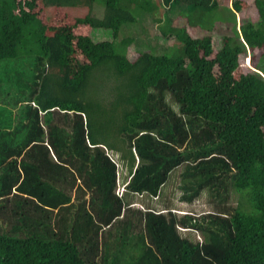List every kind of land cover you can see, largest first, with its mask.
Wrapping results in <instances>:
<instances>
[{
  "label": "trees",
  "instance_id": "trees-1",
  "mask_svg": "<svg viewBox=\"0 0 264 264\" xmlns=\"http://www.w3.org/2000/svg\"><path fill=\"white\" fill-rule=\"evenodd\" d=\"M219 2L0 0V224L10 225L0 229V264H131L114 261L136 223L122 218L134 210L124 207L128 194L155 195L179 164L182 198L204 182L219 189L224 179L227 195L198 214L135 209L137 264H264V77L257 67L264 0ZM174 4L185 23H170ZM249 5L255 17L239 15L236 23ZM142 10L161 11L152 18L177 43L128 54L132 37H118L120 26ZM213 19L230 24L216 47ZM94 27L111 37L93 40ZM195 27L204 31L189 33ZM241 53L253 55V65L244 69ZM165 88L181 112L212 123V145L179 150L181 115L166 108V125L151 115ZM112 157L129 176L121 194ZM30 205L47 214L48 225L39 227L47 238L22 232Z\"/></svg>",
  "mask_w": 264,
  "mask_h": 264
},
{
  "label": "rangeland",
  "instance_id": "rangeland-1",
  "mask_svg": "<svg viewBox=\"0 0 264 264\" xmlns=\"http://www.w3.org/2000/svg\"><path fill=\"white\" fill-rule=\"evenodd\" d=\"M220 1L217 6L220 7V5H227L229 6L231 4V0H217ZM96 2V1H95ZM96 13H101L102 7L101 4L94 3L93 5ZM180 8L177 4H174L171 8L168 9L167 15L171 19V24H182L183 21L185 23L186 20H181V16L179 13ZM99 13V14H100ZM161 11H158V13L151 15L147 11L142 10L140 12V16L138 18V21L135 23H125L120 26L122 27L121 33L118 37H123L124 35H131L132 40L128 47V54H131L135 49H142L147 50L151 52H163L167 49H169L170 45H175L177 43L175 37L173 34L169 31L166 33L165 36L160 34V31L158 29V21L152 17H159L161 16ZM250 16L251 18H254L256 15L255 9L252 7V5H249L245 9H242L241 11L236 13V23L239 21L238 16ZM164 16L162 17V19ZM209 19V15L202 18V22H207ZM214 20V19H213ZM161 21V20H160ZM204 30L195 27L190 30L189 33L193 35L201 34ZM211 35H212V43L213 46L216 47V43L218 42L220 33H230V24L224 20H214L213 24L211 25ZM90 36L93 40H99V39H105L110 38V30L104 29V28H90L89 29ZM162 35V36H161ZM118 39V38H117ZM254 51L256 48L253 49ZM252 50V51H253ZM249 52V51H248ZM251 52V51H250ZM255 55V54H254ZM247 54H239L238 55V61L241 64V66L246 69L249 65H253V62H255L254 56ZM257 67L259 68V72L262 73L264 77V59H261L258 61ZM157 95V103L159 104V107H155L151 109V115H156L160 121L164 125H166V121L170 122V119L167 118V109H170V111H173L176 114L181 115L180 121L177 122L179 126H181L185 132V138L182 141V146H179V150L185 149H194L198 146H204V145H212L214 138V132L215 127L212 126V123L206 122L203 119H201L198 116H195L190 113L181 112L180 105L176 101L175 97L172 96L168 89H162L160 92L156 93ZM160 96V97H159ZM155 105V104H152ZM167 108V109H166ZM178 134V133H176ZM115 155V154H114ZM54 162H57V157L55 158L54 155H51ZM112 160L115 161L116 169H115V175H116V188L118 194L123 193L122 185L119 187L120 183H122L123 179H129V176L126 175V165L124 163L120 164L115 160V157H112ZM182 166L181 164L173 167L168 175V178L162 183L161 187L159 188L158 193H156L153 196H149L148 194L144 192H138V193H129L128 198H130L131 204L133 205L131 208H133L132 215L124 214L123 219H134L135 224L131 226V229L128 230L126 236L124 239H126V242L122 243L124 249H126V253L123 254V256H117L114 261L119 262L121 261L122 257L124 260L130 261L131 264H137V239L141 236L137 234L138 227L137 226V213L135 212V209H139L138 212L141 210H144L147 207L154 208L157 210H162V207L168 206V208L172 211H175L178 214H182L187 211L199 213L208 211L209 209H213L216 206L219 205L220 196L227 195V191L230 187V182L228 179L223 180V184L219 189L216 188L214 185H207L206 182H204L200 187L198 193L191 199L186 200L181 197V189L179 187L180 185V170ZM21 176L23 175V171L20 172ZM52 173V172H51ZM217 179H219V176H215ZM31 178V177H30ZM34 178V177H32ZM213 179V180H217ZM231 195V194H230ZM234 199V198H233ZM225 200V199H224ZM229 200V199H228ZM24 206V205H23ZM30 212L28 216H25L21 220V229L24 234H31V235H38L42 238H47L48 235L44 234L42 235L39 232V227L47 226L48 222L44 218L47 214L43 211H40L39 208H37L34 205H30ZM1 217V216H0ZM119 219V218H117ZM129 222L125 221L123 227L127 226ZM112 225V222L110 226ZM105 225H102L99 228V231L101 232L102 236L106 233L107 228L102 229ZM10 225H7V223L1 222L0 229L9 230ZM48 228V227H46ZM119 226L111 227L110 231H115L116 229H119ZM24 231H27L28 233H25ZM140 231V230H139ZM132 244H134L135 248L131 249ZM111 248V246H110ZM99 258V256H98Z\"/></svg>",
  "mask_w": 264,
  "mask_h": 264
},
{
  "label": "crops",
  "instance_id": "crops-1",
  "mask_svg": "<svg viewBox=\"0 0 264 264\" xmlns=\"http://www.w3.org/2000/svg\"><path fill=\"white\" fill-rule=\"evenodd\" d=\"M126 206H130V207H132L133 205H124V207H126ZM120 216H121V215H118L116 218H118V217H120ZM114 219H115V218H113V220H114ZM113 220H112V222H113ZM110 224H111V223H110ZM110 224H109V225H110ZM109 225L106 224L104 227H102V229H104V228L106 229Z\"/></svg>",
  "mask_w": 264,
  "mask_h": 264
},
{
  "label": "clouds",
  "instance_id": "clouds-1",
  "mask_svg": "<svg viewBox=\"0 0 264 264\" xmlns=\"http://www.w3.org/2000/svg\"><path fill=\"white\" fill-rule=\"evenodd\" d=\"M123 184V182L122 183H120V185H118L119 187L121 186ZM124 185V184H123ZM123 185H122V190H124V188H123ZM117 189V188H116ZM117 192V191H116ZM122 193V192H121ZM130 205H132V204H130ZM113 220V219H112Z\"/></svg>",
  "mask_w": 264,
  "mask_h": 264
}]
</instances>
